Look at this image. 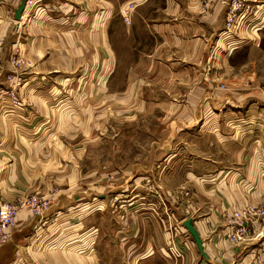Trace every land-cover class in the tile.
Returning a JSON list of instances; mask_svg holds the SVG:
<instances>
[{"label": "crops", "instance_id": "obj_1", "mask_svg": "<svg viewBox=\"0 0 264 264\" xmlns=\"http://www.w3.org/2000/svg\"><path fill=\"white\" fill-rule=\"evenodd\" d=\"M22 1L0 0L1 89L5 72L14 71L6 46L28 44V65L17 71L22 101L0 95V189L6 197L38 190L52 199L42 214L17 213L0 264H106L93 216L111 190L131 186L130 173L153 169L123 170L126 179L110 181L103 197L99 184L82 190L81 160L102 142L107 118L151 102L166 110L170 129L157 172L181 166L202 189L204 215L192 217L211 259L195 244L196 264H264V85L247 74L238 80V54L264 43V0H247L242 36L223 33L227 10L219 0L207 11L202 0H44L17 18ZM113 77H124V86L112 88ZM196 137L221 150L198 149ZM104 168L92 173H116ZM247 207L257 208L240 216L248 240L231 242L229 222Z\"/></svg>", "mask_w": 264, "mask_h": 264}, {"label": "rangeland", "instance_id": "obj_2", "mask_svg": "<svg viewBox=\"0 0 264 264\" xmlns=\"http://www.w3.org/2000/svg\"><path fill=\"white\" fill-rule=\"evenodd\" d=\"M203 1H201L202 6ZM247 16L248 14L243 16L244 21L247 20ZM240 25L238 24V29L233 30L242 36ZM226 28L225 20L223 33H226ZM243 42L245 40L242 39ZM215 43L212 45V52L210 51L212 54ZM125 45L129 47V42ZM133 45L138 46L136 42ZM27 46V43H21L12 47L10 52L8 46L5 50V53L10 54L14 71L5 72L6 84L3 83L2 86L8 88H0V95L3 92L9 94L13 104L22 101L16 88L21 86L22 77L17 78V71L20 67L28 65V61L23 57L28 51ZM246 74L254 76V80L263 82L260 84L264 85V43L260 47L247 45L238 54V80ZM124 83V77L111 79L114 89H118V86L122 88ZM154 105L151 102L144 104V110L131 109L126 112H131L132 116L114 115L110 119L107 118L108 133L106 132L98 146L89 147L81 160V178L85 177L86 180L83 181L82 178V190L89 189L90 185L99 184L103 197L107 196V190L111 186L110 181L122 184L126 179L127 175L123 174V170L132 168L134 164L146 165L153 169L151 174L130 173L131 186L125 192L117 188L111 190L109 206H100L102 208L98 210L97 216H93L94 222L98 224V244L99 250L102 251L100 256L106 264H196L197 262V258L191 255L190 250L191 247L196 249V243L183 221L194 214L198 219L203 217L204 211H201L197 204L202 189L198 187L196 181L183 172L184 168L181 166L179 173H172L169 165L166 167V172L162 174L157 172L155 167L161 162L160 155L167 150L165 140L169 136L170 129L166 124L168 121L166 110L160 107L154 108ZM146 106L150 109L148 110ZM86 132L92 133L90 130ZM65 135L66 133L63 134ZM196 139L198 140L194 145L198 149L208 146L213 154H218L221 150L217 143L210 146V141L203 140L202 137ZM81 146L82 142L79 147ZM78 165L79 162H76L77 167ZM108 166L115 168L116 173H92L95 170H106L104 167ZM160 168L161 166L158 167ZM199 177L203 180V175ZM54 185L58 188L62 187L61 183L53 184L52 187ZM43 197L51 204L52 195H46L38 190L6 197L0 189V202L13 205L16 215L23 209L36 214L33 199ZM16 215L11 229L17 224ZM229 223L234 228L238 224L235 221ZM228 239L234 243L248 240L246 235L238 234L237 226L234 232L228 235ZM259 259L263 257L259 256Z\"/></svg>", "mask_w": 264, "mask_h": 264}, {"label": "built area", "instance_id": "obj_3", "mask_svg": "<svg viewBox=\"0 0 264 264\" xmlns=\"http://www.w3.org/2000/svg\"><path fill=\"white\" fill-rule=\"evenodd\" d=\"M226 7V33L232 34L235 30L238 29V24L242 23L244 19L243 16L248 14L251 10V5L247 0H219ZM44 0H26L24 11L29 10L31 12L36 13L43 6ZM211 4V0L203 1L204 10H208ZM225 87V85H222ZM33 206L36 214H42L50 207V201L48 199L43 198H34ZM255 207H247L242 211H236L234 221L237 222V232L246 234L247 225L244 224V218L240 219L242 212L244 214L252 213L256 211ZM258 211H264V207L259 209ZM16 211L13 205L4 204L0 202V246L5 244L11 238V226L15 221ZM238 218L240 220H238ZM263 247H264V234L262 235ZM264 253V249H263Z\"/></svg>", "mask_w": 264, "mask_h": 264}, {"label": "water", "instance_id": "obj_4", "mask_svg": "<svg viewBox=\"0 0 264 264\" xmlns=\"http://www.w3.org/2000/svg\"><path fill=\"white\" fill-rule=\"evenodd\" d=\"M25 1L23 0L22 3L19 5L16 11V17L20 18L22 13L24 12L25 8ZM184 225L186 226L188 232L192 235L196 245L198 246V249L200 251V254L202 257H205L206 259L210 260V255L206 252L204 248V240L198 230V228L195 225L194 217H188L184 220Z\"/></svg>", "mask_w": 264, "mask_h": 264}]
</instances>
